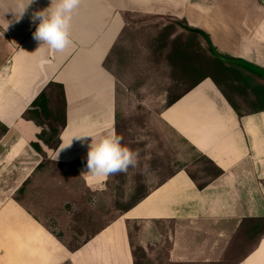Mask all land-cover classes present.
I'll list each match as a JSON object with an SVG mask.
<instances>
[{
	"label": "crops",
	"instance_id": "crops-1",
	"mask_svg": "<svg viewBox=\"0 0 264 264\" xmlns=\"http://www.w3.org/2000/svg\"><path fill=\"white\" fill-rule=\"evenodd\" d=\"M49 4L35 0L16 20L9 9L19 11L18 0H0V47L6 51L0 63V171L18 166L21 183L13 194L32 195L30 180L38 196L50 198L59 189L48 183L62 179L78 184L59 190L70 196L105 189L110 175L86 172L88 146L118 133L117 79L107 63L132 14L170 17L202 30L219 52L262 70L244 69L264 92L259 0H81L72 44L62 52L33 39L32 13ZM53 84L63 87L66 117L56 149L40 142L43 127L25 118ZM187 84L192 87L160 116L217 175L200 187L185 169L177 171L75 250L11 198L0 206V264H137L130 224L141 227L147 240L168 238L156 264H264V104L253 108L240 97L236 104L209 78ZM83 136L90 137L78 139Z\"/></svg>",
	"mask_w": 264,
	"mask_h": 264
},
{
	"label": "rangeland",
	"instance_id": "rangeland-1",
	"mask_svg": "<svg viewBox=\"0 0 264 264\" xmlns=\"http://www.w3.org/2000/svg\"><path fill=\"white\" fill-rule=\"evenodd\" d=\"M129 18L107 66L117 79V137H122V144L139 154L137 166L129 167L126 173L110 175L105 189L83 191V195L59 192L70 185L75 188L76 182L63 179L49 182L50 189H59L51 198L47 194L38 196L31 180L27 185L32 195L26 198L23 191L13 194L21 183L18 166L0 171V206L11 198L22 202L71 250L80 247L85 238L117 219L177 171L185 169L200 186L217 174L211 163L164 125L160 116L191 87L185 82L192 75L200 71L211 76L236 104L240 97L257 108L260 97H264L261 83L249 75L251 72L220 62L201 36L187 32L172 18L138 14ZM2 24L0 21V34ZM5 52L0 47V63ZM49 94L52 112L49 119L41 118L40 122L45 129H58L64 112L61 92L52 88ZM129 232L137 264H156L153 259L167 248L168 238L147 240L136 224L129 225Z\"/></svg>",
	"mask_w": 264,
	"mask_h": 264
},
{
	"label": "clouds",
	"instance_id": "clouds-1",
	"mask_svg": "<svg viewBox=\"0 0 264 264\" xmlns=\"http://www.w3.org/2000/svg\"><path fill=\"white\" fill-rule=\"evenodd\" d=\"M35 0H18L19 11L9 9L19 20L25 10ZM81 0H50L43 10L32 13L31 20L36 24L33 39L46 44L50 49L62 52L72 44L71 26L74 13L78 10ZM8 11V12H9ZM38 22V24H37ZM90 136L78 137L82 139ZM87 153L86 172L94 176H109L126 173L129 167H136L138 153L122 144V137L115 134L106 136L98 142H91Z\"/></svg>",
	"mask_w": 264,
	"mask_h": 264
},
{
	"label": "trees",
	"instance_id": "trees-1",
	"mask_svg": "<svg viewBox=\"0 0 264 264\" xmlns=\"http://www.w3.org/2000/svg\"><path fill=\"white\" fill-rule=\"evenodd\" d=\"M174 21L177 22L178 24L182 25V28L184 30H186L187 32L195 33V34H198L199 36H201L206 41V43L208 44L209 50H210L211 54L214 57H216L218 60H220V62H222V63H229V64L234 65V66H240L243 69H247L248 71H252L254 73H260L262 71V70H259L257 68H254V67L250 66L249 64H247V63H245L243 61L236 60L234 58H231V57H229V56H227V55L219 52L213 46V44L211 43V40H210L209 36L205 32H203L202 30H199V29H195L193 27H190L187 23H185L183 21H178V20H174ZM196 73H197V75H195V76L192 75L191 76V79L192 80L189 79L185 83L187 84V82H189L190 80L193 81V80H196V79L202 77V79H207V78L212 79L215 83H217V85L221 86L211 76H204L200 71L199 72H196ZM188 85H190L192 87L191 84H188ZM52 88H56V89L58 88L60 90V92H61L62 101H63V110H64V112H63V120H62V124H61L60 128L57 129L55 127H52L50 129H45L44 128V125L40 122V120H41V118H43V119H49L50 118V114L52 112L51 111V107L53 106V104L51 103L52 101L49 99L50 98L49 97V93H50V91H51ZM177 99L175 101H177ZM175 101H173L171 104L175 103ZM259 102L261 104H264V97H261V100ZM50 105H52V106L50 107ZM25 118L27 120L33 121L37 125L43 127L44 130H43V132L38 137L39 141L42 142L44 145L50 147L51 149H56L59 146V144H60V139H59L60 132H61V130L66 125V117H65V96H64L63 87L62 86H59V85H56V84H53V85L49 86V88L47 90L43 91L36 98V100L31 104L29 110L25 114ZM0 128L2 129V132L5 131V128L3 126L0 125ZM33 148L37 152H41V147H40V144L39 143H34L33 144ZM217 174H218V172H217ZM203 186H200V187H203Z\"/></svg>",
	"mask_w": 264,
	"mask_h": 264
},
{
	"label": "water",
	"instance_id": "water-1",
	"mask_svg": "<svg viewBox=\"0 0 264 264\" xmlns=\"http://www.w3.org/2000/svg\"><path fill=\"white\" fill-rule=\"evenodd\" d=\"M262 6H264V0H260Z\"/></svg>",
	"mask_w": 264,
	"mask_h": 264
}]
</instances>
